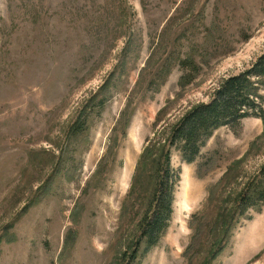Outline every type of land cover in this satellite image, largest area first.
<instances>
[{
    "label": "rangeland",
    "instance_id": "374dc122",
    "mask_svg": "<svg viewBox=\"0 0 264 264\" xmlns=\"http://www.w3.org/2000/svg\"><path fill=\"white\" fill-rule=\"evenodd\" d=\"M263 52L264 0H0V264H264V201L233 217L264 186L263 120L220 127L190 163L168 144ZM164 154L171 217L125 257Z\"/></svg>",
    "mask_w": 264,
    "mask_h": 264
},
{
    "label": "trees",
    "instance_id": "16d2710c",
    "mask_svg": "<svg viewBox=\"0 0 264 264\" xmlns=\"http://www.w3.org/2000/svg\"><path fill=\"white\" fill-rule=\"evenodd\" d=\"M187 81H189V76L186 74L181 75L180 83L183 84ZM107 83L108 81L105 80L99 90L104 89ZM263 89L264 52L257 57L249 68L226 78L216 88L208 101L186 111L172 129L168 138L169 146L178 150L183 161L190 163L200 156L201 149L206 141L220 127H234L239 125L240 121L245 117H257L264 122ZM100 102L103 103V99H100ZM144 154L141 153L131 187H134L136 175L142 169L141 163L144 160ZM168 160V155L164 154L163 158L158 161L156 167L157 179L150 209L143 217L140 233L138 239L135 241L136 246L131 253L125 251L123 254L125 257L133 259L142 241L144 243V250L155 245L171 217L174 186L180 178V173L178 169L173 170L170 168ZM260 173L264 175V164L261 167ZM258 201H264V186L256 182L249 183L238 198L237 205L233 209V217L238 213L244 215L250 208L259 210L260 206L256 207ZM229 216L223 223L231 220ZM246 216L247 218L250 217V215ZM225 228L221 230V236L219 235L220 237L213 242L212 258L217 255L225 244ZM199 233L200 231L195 229L192 239L197 238ZM191 247L192 241L186 250Z\"/></svg>",
    "mask_w": 264,
    "mask_h": 264
}]
</instances>
